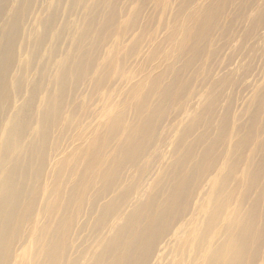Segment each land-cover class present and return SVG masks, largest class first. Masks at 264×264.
<instances>
[{
    "label": "bare ground",
    "instance_id": "6f19581e",
    "mask_svg": "<svg viewBox=\"0 0 264 264\" xmlns=\"http://www.w3.org/2000/svg\"><path fill=\"white\" fill-rule=\"evenodd\" d=\"M0 264H264V0H0Z\"/></svg>",
    "mask_w": 264,
    "mask_h": 264
}]
</instances>
